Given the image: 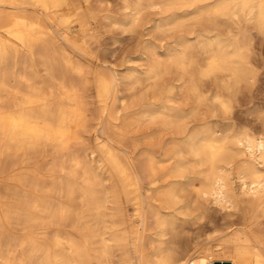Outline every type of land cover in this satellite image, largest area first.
<instances>
[{
  "label": "bare ground",
  "instance_id": "6f19581e",
  "mask_svg": "<svg viewBox=\"0 0 264 264\" xmlns=\"http://www.w3.org/2000/svg\"><path fill=\"white\" fill-rule=\"evenodd\" d=\"M122 1L115 23L134 30L145 11H161L151 29L173 40L146 39L142 67L111 74L68 48L90 52L71 31L73 21L90 28L82 0H0V190L6 179L10 195L0 196V221L16 212L19 224L41 227L23 238L24 255L1 252L2 264H134L132 246L140 264H264V111L260 130L230 114L231 94L257 79L252 30L264 38V0ZM122 84L153 96L136 104ZM144 127L150 143L140 149L132 133ZM208 202L244 225L175 251Z\"/></svg>",
  "mask_w": 264,
  "mask_h": 264
},
{
  "label": "rangeland",
  "instance_id": "374dc122",
  "mask_svg": "<svg viewBox=\"0 0 264 264\" xmlns=\"http://www.w3.org/2000/svg\"><path fill=\"white\" fill-rule=\"evenodd\" d=\"M82 2L86 7H89L92 11V13L88 18L89 20L88 25L90 28L87 29V31L82 32L80 30L79 24L76 21H73L72 22L73 26L71 31L73 32V35H79L78 33H80L79 36L84 37V39L89 44L90 52L81 54L80 49L72 45L71 46L68 45V48L70 49L71 54L75 56V58L78 55L82 62L86 63L87 65H91V67L94 68L100 67L103 69V71L107 73L111 72V74L113 71L115 72V74L116 73L125 74L130 71L129 67H131L132 65L138 66L139 68L142 67L143 65L142 63L144 61L140 60L139 58L142 57L144 47L148 40L151 41L155 40L157 42L163 43L166 46L169 42L171 43L173 40L172 37L174 32L160 34L156 32L153 27L151 29V25H154L155 20L161 18L162 15L164 14L161 11H156L152 9H148L147 11H145L144 12L145 16L143 15L142 17L143 19H141L140 21L141 26L138 25L135 28L137 30L136 31L135 29L130 30L129 28L123 27L120 24L114 22L115 17L120 19L126 17V11L124 9V4L122 0H82ZM241 24H242L241 27L244 26V21ZM242 29L244 32V27ZM252 33H253V37L255 38V39L253 38L254 45L252 51V58L254 62L252 63L253 65H255L254 67L257 70V79L256 82L253 85H251V87L246 86L243 83L238 88V90L234 92V94H231L232 103H233L231 107L233 109H230V114L232 113L231 115L233 120L231 119V121H233L236 127L241 129L244 127H250L254 130L256 129L260 130V128L262 127L261 124L262 119L260 117L262 111H264V38L261 35H258L255 30H252ZM30 63L31 62L26 64L29 65ZM13 64H14L13 61L9 62L10 68H12V70L17 71L24 67L23 63L22 64L20 63L18 68L13 69ZM38 68L40 70V73L44 74L43 68L41 66H39ZM124 85L125 84L119 86V89L122 92L121 94L129 95L128 99L136 104H139V101L140 102L149 101L153 96L151 92L145 93V90H139L133 93L132 96L131 94H128L127 88L126 89L124 88L126 87V85L125 86ZM88 95H89L88 100L90 102V108L92 112L95 114V116L98 117L100 114L99 101L96 96V89L92 83L89 84ZM234 95L236 96L234 97ZM209 102L212 104L211 107L214 106L215 108L219 109L218 105L214 104L213 101L210 100ZM205 106L206 105L201 106V112H206L210 109V107L208 106H206V108L203 109L202 107ZM120 108L122 109V107ZM136 130H138L139 132H137ZM148 131H150V128L147 127L133 130L132 133V135H134L133 138L135 141L137 142L139 141L138 143H140L139 145L140 149L145 146H148L150 143V140L144 137V133L146 134ZM166 136L167 135L165 134L161 135L159 139L161 140L162 137V142H165L164 139L167 138ZM147 141L148 143H146ZM89 144L92 146L94 145V142L91 138L87 142V146H90ZM48 158H51V156H49ZM32 163L34 165L33 161L30 164ZM144 176H143L144 192L146 191L145 193H147V197L151 198L152 195L154 197L155 196L154 193L150 194V192L147 191V188L149 187V178L145 176V178H147L145 179ZM1 182H2L1 183L2 190H0V192L1 191L2 192L0 193V196L10 197L9 194L7 195L5 188L6 186L5 183L7 182V180L5 179V181L2 180ZM108 183L111 184L112 181H109ZM121 196L124 202L123 204L124 210L127 213H132L134 211L133 205L127 201V198L123 193H121ZM216 206L217 205L211 204L210 202L205 204L203 210L205 212L208 211L207 212L208 215L207 214L205 215V212H203V216L200 217L195 224H190L186 227V230L190 229V232L188 233L186 231L184 233L185 235L183 234L182 239L178 244H176L177 246H175V251L181 252L182 248L185 247V242L187 240L188 241L194 240L196 237H198V235H200V241H205L209 237L219 236V233L221 234L223 233V231L225 232V230L229 229L231 225H234V227H241L244 225L242 214L235 213V211L233 210L231 211H228L226 209L219 210L220 207L218 208V206L217 207ZM108 207H109L108 211L110 212L113 211L115 205L110 202L108 204ZM16 216H17L16 212H13L11 220L10 221L5 220L4 225H1V221H0V253L3 252L4 254L7 255L9 253L8 252L9 248H13L14 250L11 255L12 258L10 256L12 261L16 260L15 258L17 254L24 255V253H26V251L23 252V248H22L23 238L27 237L28 234H31V232H33L34 230L41 228L40 225L38 226L21 225L17 222ZM195 230L197 234L194 233ZM215 242L217 243V241H214V244H216ZM140 245L141 244L139 243V246ZM150 250L151 248L150 246H148V251L151 252ZM131 252H132L133 263L140 264L139 262L140 256L134 246H132ZM115 253L121 257L123 256L122 255L123 251L117 250V248L115 249ZM225 254L228 255V253ZM0 264H2L1 260H0Z\"/></svg>",
  "mask_w": 264,
  "mask_h": 264
},
{
  "label": "water",
  "instance_id": "95a60500",
  "mask_svg": "<svg viewBox=\"0 0 264 264\" xmlns=\"http://www.w3.org/2000/svg\"><path fill=\"white\" fill-rule=\"evenodd\" d=\"M217 264H221L220 262H217ZM225 264H229V263H225Z\"/></svg>",
  "mask_w": 264,
  "mask_h": 264
},
{
  "label": "built area",
  "instance_id": "2783aa9c",
  "mask_svg": "<svg viewBox=\"0 0 264 264\" xmlns=\"http://www.w3.org/2000/svg\"><path fill=\"white\" fill-rule=\"evenodd\" d=\"M189 264H192V263H189Z\"/></svg>",
  "mask_w": 264,
  "mask_h": 264
}]
</instances>
